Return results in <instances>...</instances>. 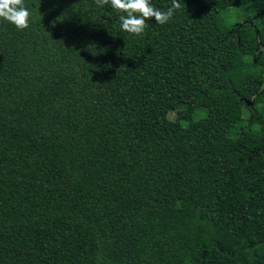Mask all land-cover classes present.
I'll return each mask as SVG.
<instances>
[{
	"label": "trees",
	"instance_id": "1",
	"mask_svg": "<svg viewBox=\"0 0 264 264\" xmlns=\"http://www.w3.org/2000/svg\"><path fill=\"white\" fill-rule=\"evenodd\" d=\"M24 2L28 28L0 19V264H264V0H179L140 36Z\"/></svg>",
	"mask_w": 264,
	"mask_h": 264
},
{
	"label": "clouds",
	"instance_id": "2",
	"mask_svg": "<svg viewBox=\"0 0 264 264\" xmlns=\"http://www.w3.org/2000/svg\"><path fill=\"white\" fill-rule=\"evenodd\" d=\"M97 6L109 5L114 10L123 13L119 16L120 29L134 36H140L148 26V20L153 19L158 24L168 23L175 10L181 7L179 0H172L166 10L155 7L151 0H95ZM32 12L24 0H0V19L13 24L18 30L29 27Z\"/></svg>",
	"mask_w": 264,
	"mask_h": 264
},
{
	"label": "flooded vegetation",
	"instance_id": "3",
	"mask_svg": "<svg viewBox=\"0 0 264 264\" xmlns=\"http://www.w3.org/2000/svg\"><path fill=\"white\" fill-rule=\"evenodd\" d=\"M245 19H243L242 21L239 22V24L245 23ZM256 54L258 56H263L264 57V42H258L257 46H256ZM253 61H255L257 64V70H258V76H259V80H260V87L264 86V58L261 60L259 57L257 59L253 58ZM254 96L255 94L251 97V98H241L242 102H243V111L246 110V115L245 118L248 116V114L250 112H254ZM257 127L259 128V130H264V123L263 122H259L256 124ZM260 151L262 152V154H264V148H260Z\"/></svg>",
	"mask_w": 264,
	"mask_h": 264
},
{
	"label": "rangeland",
	"instance_id": "4",
	"mask_svg": "<svg viewBox=\"0 0 264 264\" xmlns=\"http://www.w3.org/2000/svg\"><path fill=\"white\" fill-rule=\"evenodd\" d=\"M235 20H236V16L233 13H231L229 10L225 12V14H224V22L226 24H230V23H232ZM261 104L263 105L264 103H261ZM257 105H259V103H257ZM260 105L258 106L259 108L261 107ZM243 113H244V115H246V110Z\"/></svg>",
	"mask_w": 264,
	"mask_h": 264
}]
</instances>
